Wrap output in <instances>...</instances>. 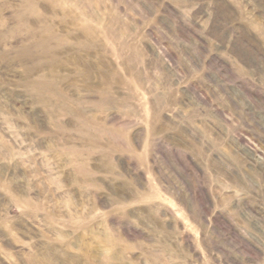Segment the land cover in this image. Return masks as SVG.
I'll return each mask as SVG.
<instances>
[{
  "label": "rangeland",
  "instance_id": "374dc122",
  "mask_svg": "<svg viewBox=\"0 0 264 264\" xmlns=\"http://www.w3.org/2000/svg\"><path fill=\"white\" fill-rule=\"evenodd\" d=\"M0 264H264V0H0Z\"/></svg>",
  "mask_w": 264,
  "mask_h": 264
}]
</instances>
